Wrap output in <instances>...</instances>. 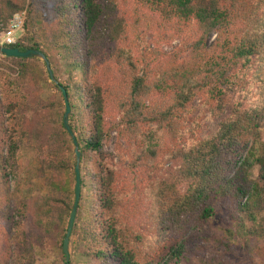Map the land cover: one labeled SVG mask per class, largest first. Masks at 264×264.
<instances>
[{"label":"trees","instance_id":"trees-1","mask_svg":"<svg viewBox=\"0 0 264 264\" xmlns=\"http://www.w3.org/2000/svg\"><path fill=\"white\" fill-rule=\"evenodd\" d=\"M23 11L9 48L42 54L57 84L36 57L0 56V264L52 245L65 264L75 157L59 87L80 152L69 261L244 264L239 239L264 264V0H0V34ZM20 148L45 195L23 197Z\"/></svg>","mask_w":264,"mask_h":264},{"label":"rangeland","instance_id":"rangeland-1","mask_svg":"<svg viewBox=\"0 0 264 264\" xmlns=\"http://www.w3.org/2000/svg\"><path fill=\"white\" fill-rule=\"evenodd\" d=\"M24 12V11H23ZM178 43L175 42L173 44H171L170 47H165L164 50L166 52H169L171 50L172 47L177 46ZM70 72L68 69H63L61 74H58V78H59V82H61L62 84H69L70 87V93L72 92V84H70V79L73 78V82L76 81L77 76H73L71 73V76L69 75ZM43 98L47 99L49 98L53 92L51 90V88L46 84L43 86ZM209 135V134H208ZM262 139L264 140V127L262 129ZM116 134L112 133L111 134V141H109L108 143H105L103 145V151L109 155V161L113 164L116 165L118 163V157L116 155ZM17 161H18V165H19V186L21 188V193L23 195V197L28 198V199H34L36 197H40L45 195L46 193V188H45V179H41L38 177V169L40 167V162L39 159L36 155V153L31 150V149H27V148H20V150L18 151L17 154ZM167 166L162 167V169L166 168ZM257 168H254L251 172L252 174V178H256L257 176ZM161 173L163 174V170L161 171ZM47 176H49V174H47ZM48 178V177H46ZM84 204V203H83ZM222 216L218 215L215 220H214V224L213 227L217 228L220 225ZM233 229V227H231ZM74 243V239H70V243L68 246V252L72 253V247ZM242 240L239 239H235L233 240V244L237 245V251H238V255H237V259H239L241 262H243L244 264H250L247 263L246 261V257L243 254L240 245H241ZM59 256V250L58 248H56V246L52 245V246H48L47 249L43 250V251H39L36 250L35 251V264H52L54 262V260ZM73 259H71L69 261L70 264H96L95 262L88 260V259H84V258H80V259H76V257L72 256ZM188 259V258H187ZM255 263H259L258 260H255ZM171 264H188V260H183L181 262H172Z\"/></svg>","mask_w":264,"mask_h":264},{"label":"water","instance_id":"water-1","mask_svg":"<svg viewBox=\"0 0 264 264\" xmlns=\"http://www.w3.org/2000/svg\"><path fill=\"white\" fill-rule=\"evenodd\" d=\"M0 56L5 57V58H15V59H27V58H33L36 57L40 59L42 62L45 63L47 71L50 73L49 65L48 62L46 61L45 57L35 51H24L21 52L15 48H0ZM50 81L54 84H57V82L52 78V75L50 73ZM63 103H64V115H63V126L65 131L67 132L72 145L74 147L73 154L75 157V166H74V185H73V205L72 209L69 214V219L67 222V227L64 235V239L62 241V246H61V251L65 259V264H69V252H68V246H69V241H70V235L73 229V225L75 222L76 218V212H77V207L78 203L80 200V192H81V185H80V168H79V161H80V152L78 150V144L76 141L75 136L72 134L70 128H69V123H68V116L70 114V107L69 103L67 100V95L65 90L62 87H59Z\"/></svg>","mask_w":264,"mask_h":264},{"label":"built area","instance_id":"built-area-1","mask_svg":"<svg viewBox=\"0 0 264 264\" xmlns=\"http://www.w3.org/2000/svg\"><path fill=\"white\" fill-rule=\"evenodd\" d=\"M24 19V12H19L13 15L0 34V48H8L16 44L18 36L22 31Z\"/></svg>","mask_w":264,"mask_h":264}]
</instances>
